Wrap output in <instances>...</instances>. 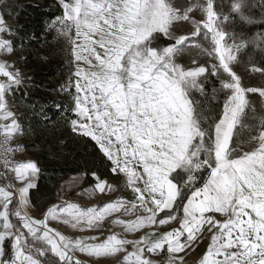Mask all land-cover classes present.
Here are the masks:
<instances>
[{
	"label": "snow or ice",
	"instance_id": "obj_1",
	"mask_svg": "<svg viewBox=\"0 0 264 264\" xmlns=\"http://www.w3.org/2000/svg\"><path fill=\"white\" fill-rule=\"evenodd\" d=\"M60 4L62 16L51 27L68 39L76 62L75 80L69 81L75 88L77 117L71 121L72 130L95 142L111 162L112 174L126 177L135 199L87 209L54 206L43 219H33L21 208L29 204V190L40 169L35 162H19L13 171L24 186L15 204L14 193L0 186V264H55L53 256L59 264H82L74 253L95 258L96 264L117 254H122V264H158L155 257L165 249L167 264H186L185 256L209 236L199 264H264V113L257 115L246 97L259 93L264 98V88L243 86L234 70L249 44L264 51V32L237 42L235 33L224 30L229 16L216 10L214 0H196L183 8L175 0H60ZM247 6L246 0H234L231 11L253 23L245 15ZM197 10L205 19L190 16ZM181 21L192 24L191 37L208 44L194 46L218 63L186 67L176 62L190 39L179 35L169 42ZM11 31L0 14V34ZM164 38L166 46L160 43ZM0 51H13L3 35ZM9 68L0 61V77L6 78L0 80V121H10L0 123L5 153L16 151L6 146L23 132L6 103V93L22 84L21 73ZM252 71L264 73L262 68ZM209 77L219 81L213 92L225 97L215 114L206 103ZM249 109L259 128L248 122ZM92 175L94 191L113 190L95 172ZM138 208L145 214L112 221L126 233L139 234L137 238L104 236L106 218L122 210L132 216ZM49 219L100 235L72 239L50 228ZM154 226L169 230L142 233Z\"/></svg>",
	"mask_w": 264,
	"mask_h": 264
},
{
	"label": "trees",
	"instance_id": "obj_2",
	"mask_svg": "<svg viewBox=\"0 0 264 264\" xmlns=\"http://www.w3.org/2000/svg\"><path fill=\"white\" fill-rule=\"evenodd\" d=\"M233 2L214 0L216 10L229 16L222 25L226 32L235 33L237 42L264 32V0H246L245 15L253 23L232 13ZM0 14L12 30L2 35L13 44L14 64L22 78V84L11 90L23 129L21 142L40 169L35 186L29 190L28 207L44 212L56 201L57 185L70 176H83L82 183L87 186L95 184L93 172L102 179H119L118 174H112L111 162L95 142L73 132L71 127V121L77 119L73 112L75 88L69 84L70 78L75 80L74 57L68 39L51 27L62 16L60 0H0ZM254 67L264 69V51L249 44L239 54L234 70L241 76L243 86L264 88V73L253 72ZM216 85L211 77L205 86L206 103L214 114L220 112L223 104L222 97L216 101L211 97ZM197 97L200 98L199 94ZM247 111L248 122L259 128V122L251 119V109ZM256 113L263 112L258 109ZM0 178L4 179L1 175ZM1 179L0 186L11 191L8 182ZM15 200L14 196V204ZM12 220L17 222L15 217ZM53 260L59 264L58 258L53 256Z\"/></svg>",
	"mask_w": 264,
	"mask_h": 264
},
{
	"label": "rangeland",
	"instance_id": "obj_3",
	"mask_svg": "<svg viewBox=\"0 0 264 264\" xmlns=\"http://www.w3.org/2000/svg\"><path fill=\"white\" fill-rule=\"evenodd\" d=\"M175 2L183 8V7H187L190 3L196 2V0H175ZM200 2L204 3L205 0H200ZM190 16L193 19H196L197 21H201L205 19L203 14L198 10L194 13H191ZM192 31H194V28L190 22L181 21L174 26V30L172 32V39L169 42H174V39L177 38L179 35H187L190 37L188 41L189 47L186 49L184 53H182L181 55L175 58L176 62L186 67H196L199 65L210 67L211 63L213 62L218 63V61H213L212 58L207 57L200 49L194 46L196 43H202L204 44L205 47H207L208 44L204 42L201 37H191ZM165 40H168V38H164L160 41L162 46H166L164 43ZM229 42L231 43V40ZM98 51L102 52V49L98 48ZM0 61L7 62L10 65V68H9L10 71L18 70L17 66L14 64V57L12 53L0 51ZM75 68H76V62L74 61V71H75ZM210 78L211 77H209V80ZM3 79H6V78L0 77V80H3ZM213 80L214 82H217V85L216 87L212 88L211 97L215 101L221 97L224 100L225 97L223 93L213 92V89H219V81L215 77H213ZM246 97L249 99L251 106L255 107L256 111L259 109L264 113V98H261L259 96V93H247ZM6 103L8 105L9 110L15 114V117L19 123L17 110L15 107V104L12 102L11 91L6 93ZM0 123H10V121H7V122L0 121ZM21 139H22L21 134H16L8 142L6 146L11 149H16V151H10L12 152V155L14 156L12 162L13 163L29 162V161L34 162L33 159L27 154L26 149L24 148L21 142ZM2 140H3V137L0 136V142H2ZM0 148L4 151L3 146H0ZM13 168H11L9 172L12 180L9 181L7 179H1V178L0 179L4 180L5 183L8 182L9 187L12 189L11 191L14 193V196L16 197V194L24 186V182L18 181L16 179ZM118 176H120L119 179H112V180L104 179L107 182V184L112 186L113 190L111 191L106 190V192L103 194L99 193L98 191H94V185H88V186L84 185L82 183L84 179L83 176H78V175L70 176L69 178H67V180L57 185L55 189L56 201L53 202L51 205L47 206L46 207L47 209L44 212L38 213L33 208L31 207L29 208L27 206H24L25 208L24 211H23V208H21L22 212L33 219H43L44 216L47 214L48 209L54 206L65 207L68 204H76L80 206L82 209H87L89 207H99V206L104 205L105 203L113 202L117 199H125L128 201H133L135 199V196L132 193L131 189L126 184V177L122 173L118 174ZM36 179L37 178L35 177L34 183ZM0 210H2V208H0ZM144 214L145 213H143L142 209H139V208H138L137 213H135L132 216L124 215L123 210L121 211V213L113 214V216L106 218V220L104 221V224H103L104 236H107L112 233H119L121 234L122 238H128V239L137 238L139 234L126 233L124 232L121 226L114 225L112 221L117 218L125 219V220L134 219L135 215H144ZM217 218L223 219L219 217V214H217ZM48 225L53 230L58 231L63 235H67L71 237L72 239L100 235L99 231L93 230V229H84V230H80L79 228L73 229L70 224H65L63 220L49 219ZM176 226H177L176 223L172 224V227H176ZM154 230L160 233H163L164 231L169 230V228L168 226H165L162 228H155L154 226L153 228L142 230V233L152 232ZM9 243H10L9 241L5 242L6 249ZM209 243H210V236L208 239H204L199 244L195 252H190L188 255L185 256L186 264H199V258L202 257V254L206 251L207 245ZM129 251H131L130 246H129ZM74 255L76 259L81 260L83 263L85 262L86 264H96L95 258H89L85 254H82V253H74ZM178 255H184V254L181 253ZM150 258H152L151 254H150ZM155 259L157 260L158 264H167L168 254L166 252V249L164 251H161L158 254V256L155 257ZM118 261H120L122 264V254H117L116 257L101 258V264H117Z\"/></svg>",
	"mask_w": 264,
	"mask_h": 264
},
{
	"label": "built area",
	"instance_id": "obj_4",
	"mask_svg": "<svg viewBox=\"0 0 264 264\" xmlns=\"http://www.w3.org/2000/svg\"><path fill=\"white\" fill-rule=\"evenodd\" d=\"M14 156L12 152L4 153V151L0 148V175L7 180H12L10 177L11 168L15 167L17 163H13ZM7 161V163H6Z\"/></svg>",
	"mask_w": 264,
	"mask_h": 264
},
{
	"label": "bare ground",
	"instance_id": "obj_5",
	"mask_svg": "<svg viewBox=\"0 0 264 264\" xmlns=\"http://www.w3.org/2000/svg\"><path fill=\"white\" fill-rule=\"evenodd\" d=\"M18 189V188H17ZM27 207H28V205H27ZM23 208V211L25 210V208L24 207H22Z\"/></svg>",
	"mask_w": 264,
	"mask_h": 264
},
{
	"label": "crops",
	"instance_id": "obj_6",
	"mask_svg": "<svg viewBox=\"0 0 264 264\" xmlns=\"http://www.w3.org/2000/svg\"><path fill=\"white\" fill-rule=\"evenodd\" d=\"M81 262H82V261H81ZM82 263H83V262H82ZM84 263H85V262H84ZM84 263H83V264H84ZM85 264H86V263H85Z\"/></svg>",
	"mask_w": 264,
	"mask_h": 264
},
{
	"label": "water",
	"instance_id": "obj_7",
	"mask_svg": "<svg viewBox=\"0 0 264 264\" xmlns=\"http://www.w3.org/2000/svg\"><path fill=\"white\" fill-rule=\"evenodd\" d=\"M21 211H22V209H21Z\"/></svg>",
	"mask_w": 264,
	"mask_h": 264
}]
</instances>
